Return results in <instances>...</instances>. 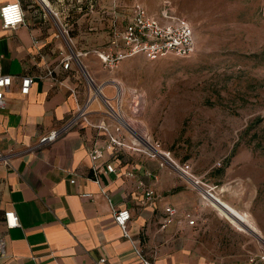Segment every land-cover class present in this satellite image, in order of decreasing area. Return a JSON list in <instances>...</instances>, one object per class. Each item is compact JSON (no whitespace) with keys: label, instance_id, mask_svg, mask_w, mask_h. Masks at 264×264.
I'll return each instance as SVG.
<instances>
[{"label":"crops","instance_id":"obj_1","mask_svg":"<svg viewBox=\"0 0 264 264\" xmlns=\"http://www.w3.org/2000/svg\"><path fill=\"white\" fill-rule=\"evenodd\" d=\"M13 1L21 4L24 22L4 29L0 21V73L28 75L32 82L27 94L20 93L17 79L1 92L0 264H144L135 248L152 264H217L228 252L215 237L224 236L215 225L223 215L213 201L160 157L103 149L107 132L94 125H107L129 144L144 132L135 131L123 113L110 76L97 75L93 54L79 57L82 68L74 61L67 69L62 66L68 46L83 53L108 43L113 0L107 5L99 0H0V6ZM116 6L120 10L122 2ZM161 9L146 8L164 22ZM118 16L121 28L127 17ZM105 100L135 132L116 130ZM81 112L85 120L77 116ZM62 126L54 141L39 144L42 135ZM93 147L103 149L100 167L112 164L114 171L92 174ZM138 179L154 190L151 200L135 189ZM85 192L90 196L81 195ZM166 205L176 214L163 225ZM10 209L20 226H5L3 213ZM121 210L129 212L128 236L113 215ZM187 212L193 225L183 217Z\"/></svg>","mask_w":264,"mask_h":264},{"label":"rangeland","instance_id":"obj_2","mask_svg":"<svg viewBox=\"0 0 264 264\" xmlns=\"http://www.w3.org/2000/svg\"><path fill=\"white\" fill-rule=\"evenodd\" d=\"M119 1L122 20L135 2L151 12L172 7L192 25L197 49L190 57L138 54L112 72L93 56L97 75L119 86L135 131L217 186L213 204L223 216L215 225L224 236L215 237L228 254L214 262L264 264V0H113L111 7ZM221 204L248 219L232 226Z\"/></svg>","mask_w":264,"mask_h":264},{"label":"built area","instance_id":"obj_3","mask_svg":"<svg viewBox=\"0 0 264 264\" xmlns=\"http://www.w3.org/2000/svg\"><path fill=\"white\" fill-rule=\"evenodd\" d=\"M114 7L111 9V15L113 16L111 26V38L108 43L103 46L94 47L86 52L75 53L72 48L68 46L69 52L62 57V66L64 69L68 68V65L74 61L79 68L81 67L80 56L85 53H91L97 57L101 69L112 72L118 67L121 61L126 58H131L135 55L141 54L147 59L154 60L168 54H173L178 57H190L197 49V42L194 34V30L190 22L182 15L174 12L171 8L161 9V18L164 22L158 21L155 17L147 13L145 7L135 2L130 7V12L127 15L122 27L119 28L115 23V17L117 11ZM0 21L1 26L4 29L14 28L24 22V15L22 6L19 2H8L0 6ZM86 72V70H84ZM17 79L20 83V93L27 94L29 91L32 78L28 75H10L0 73V106L3 103L2 90H6L10 87L12 81ZM86 79L91 84L92 78L86 72ZM101 88L96 87V95H101ZM108 113L112 119L116 120L119 128H126L133 133V128L122 118V116L114 111L108 100H105ZM77 116L85 120L83 113H79ZM74 117L65 126L71 124L76 120ZM65 126L53 129L48 133L42 135L39 139V144H46L55 140V138L65 130ZM98 129H102L107 132L108 141L105 144V150L112 151H138L151 158L160 157L166 160L172 168L178 170L185 179H188L192 186L197 189L202 195L210 201L218 202L216 185L203 182L196 177L188 162L179 164L175 161L169 151L161 150L159 142L146 141L142 136L137 135V143H126L122 138L117 135L111 134L107 125L97 124L94 125ZM135 132V131H134ZM103 149L99 147H93L89 152L91 159L92 174L96 177L97 173L103 169L106 172H112L115 170L114 165L104 164V168H101L97 163L103 155ZM0 157L3 155L0 153ZM135 189L140 190L143 197L147 200H151L154 197V190L150 187H145L141 180L135 182ZM82 196H90V193H82ZM166 217L163 225L171 223L175 218L176 209L171 205L164 207ZM115 221L121 226L123 233L127 235L125 223L129 219L128 210L114 211ZM185 217L190 225L195 223V220L191 218V213H184ZM4 224L7 228H14L20 226V222L16 212L12 209L6 210L3 213ZM135 252L140 257L144 264H152V262L145 257L141 250L135 248ZM2 254V241L0 239V256ZM252 260V259H251ZM104 259H100L103 262Z\"/></svg>","mask_w":264,"mask_h":264},{"label":"bare ground","instance_id":"obj_4","mask_svg":"<svg viewBox=\"0 0 264 264\" xmlns=\"http://www.w3.org/2000/svg\"><path fill=\"white\" fill-rule=\"evenodd\" d=\"M113 82V81H112ZM114 85L118 88V96L119 98H121V90L119 89V86H117V84L114 83ZM121 100V99H120ZM218 199V198H217ZM206 203V202H205ZM213 203H217L220 204L219 200L218 202H213ZM220 208L222 209V211H224V215L226 216L227 219H229L230 221L237 223L239 220H247L248 219V215L243 212V211H238L236 209H226L222 204L220 205Z\"/></svg>","mask_w":264,"mask_h":264}]
</instances>
